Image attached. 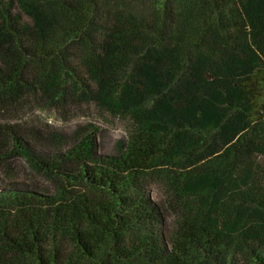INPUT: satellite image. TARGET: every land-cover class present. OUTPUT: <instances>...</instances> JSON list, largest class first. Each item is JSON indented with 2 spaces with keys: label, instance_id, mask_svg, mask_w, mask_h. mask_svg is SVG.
I'll return each instance as SVG.
<instances>
[{
  "label": "trees",
  "instance_id": "obj_1",
  "mask_svg": "<svg viewBox=\"0 0 264 264\" xmlns=\"http://www.w3.org/2000/svg\"><path fill=\"white\" fill-rule=\"evenodd\" d=\"M91 106L0 124V264H264V0H0V112Z\"/></svg>",
  "mask_w": 264,
  "mask_h": 264
},
{
  "label": "rangeland",
  "instance_id": "obj_2",
  "mask_svg": "<svg viewBox=\"0 0 264 264\" xmlns=\"http://www.w3.org/2000/svg\"><path fill=\"white\" fill-rule=\"evenodd\" d=\"M62 116L58 113L42 114L34 109H29L18 115H7L0 112V124H17L19 118L22 121L35 119L39 126L48 130L50 128L59 130L68 137H72L75 130L80 126L90 124L97 127L100 131L99 142L101 151L104 153L114 152L115 146L119 141L128 139V131L132 128L127 119L114 117L108 111H101L93 106L81 109L72 120L66 122Z\"/></svg>",
  "mask_w": 264,
  "mask_h": 264
}]
</instances>
